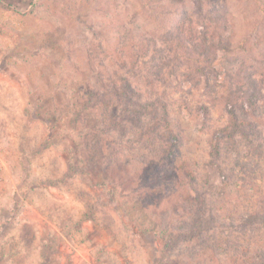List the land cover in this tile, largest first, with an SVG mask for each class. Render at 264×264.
<instances>
[{
	"label": "rangeland",
	"instance_id": "rangeland-1",
	"mask_svg": "<svg viewBox=\"0 0 264 264\" xmlns=\"http://www.w3.org/2000/svg\"><path fill=\"white\" fill-rule=\"evenodd\" d=\"M181 20L231 35L207 76ZM242 65L264 73V0H0V264L259 262L264 99L212 149Z\"/></svg>",
	"mask_w": 264,
	"mask_h": 264
},
{
	"label": "trees",
	"instance_id": "trees-1",
	"mask_svg": "<svg viewBox=\"0 0 264 264\" xmlns=\"http://www.w3.org/2000/svg\"><path fill=\"white\" fill-rule=\"evenodd\" d=\"M221 20L219 21V24ZM193 21L181 20L174 28L177 30L173 40L175 42V49L182 54H187L190 61L196 63V68L198 69L200 75L207 76L208 70L211 68L213 62L211 58L216 54L218 48L227 49V46L231 42V35L226 38L225 35L228 33L227 29H221L219 27L215 28L214 32H201L202 37H198L196 34L197 29L194 30ZM191 31L190 37L186 38L185 34ZM147 47L146 52H150L151 45H145ZM205 63L203 66L198 65L199 62ZM135 63V62H133ZM228 75L232 77V82L229 85V90L224 96V108L229 115L228 125L224 128L216 131L212 137V149L213 153L219 154L221 148V142L225 141L228 144H236V137L242 136L243 138H248L251 133L255 132V125L248 120V116H255L260 109V103L264 99V73L260 79H258L250 70L249 66L242 65L236 71H228ZM127 82V83H126ZM123 90V99L127 102L133 101L134 89L129 85L128 81L125 79ZM151 104L142 103L140 108L148 109ZM168 134L170 135V145L168 148L169 155L175 153L178 146H180V138L174 133L170 126L167 127ZM250 134V135H249ZM259 152V151H256ZM198 218L191 229V234L198 233V235L203 234L206 227L202 214L205 212V204L202 199L198 197ZM264 222V217L261 219ZM197 235V234H196ZM259 262L255 264H264V254H261Z\"/></svg>",
	"mask_w": 264,
	"mask_h": 264
}]
</instances>
